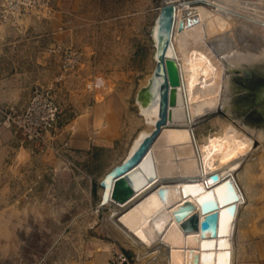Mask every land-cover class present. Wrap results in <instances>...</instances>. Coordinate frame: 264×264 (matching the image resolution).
Segmentation results:
<instances>
[{
    "label": "rangeland",
    "instance_id": "rangeland-1",
    "mask_svg": "<svg viewBox=\"0 0 264 264\" xmlns=\"http://www.w3.org/2000/svg\"><path fill=\"white\" fill-rule=\"evenodd\" d=\"M163 2L0 0V264H113L115 251L146 264L98 205L106 174L148 127L137 95L156 65ZM52 109L57 119L45 122ZM86 109L97 120L78 129Z\"/></svg>",
    "mask_w": 264,
    "mask_h": 264
},
{
    "label": "bare ground",
    "instance_id": "bare-ground-1",
    "mask_svg": "<svg viewBox=\"0 0 264 264\" xmlns=\"http://www.w3.org/2000/svg\"><path fill=\"white\" fill-rule=\"evenodd\" d=\"M164 1L177 6L175 52L167 54L176 55L182 81L172 119L151 145L157 178L120 200L105 194L111 178L105 176L98 206H107L105 228L146 264H235L236 233L241 217L252 214L264 143L221 106L228 71L222 55L238 47L264 50V0ZM189 17L198 21L188 25ZM162 114L158 104L146 112L148 127L124 166L137 159L142 136ZM186 200L196 205L199 229H185L175 215Z\"/></svg>",
    "mask_w": 264,
    "mask_h": 264
},
{
    "label": "water",
    "instance_id": "water-1",
    "mask_svg": "<svg viewBox=\"0 0 264 264\" xmlns=\"http://www.w3.org/2000/svg\"><path fill=\"white\" fill-rule=\"evenodd\" d=\"M197 21L198 18L189 17L188 25ZM185 25L186 22L181 20L178 28L182 30ZM176 27L177 6L164 1L151 31L156 65L148 83L137 95L142 116L146 117V112L156 104L163 114L154 129L142 136L137 148L139 156L134 163L128 166L122 163L106 174V177L111 176L105 191L107 196L125 200L138 185L157 178L151 145L163 125L172 119L170 107L177 104V85L182 81L176 55L167 54L169 50L175 52L173 37ZM222 56L228 61V71L221 106L264 143V50L249 51L238 47ZM220 181L218 173L211 174V184ZM184 195H189L185 189ZM195 209L196 205L186 200L175 211L177 219L187 230L199 229L200 218L199 214L193 213Z\"/></svg>",
    "mask_w": 264,
    "mask_h": 264
},
{
    "label": "crops",
    "instance_id": "crops-1",
    "mask_svg": "<svg viewBox=\"0 0 264 264\" xmlns=\"http://www.w3.org/2000/svg\"><path fill=\"white\" fill-rule=\"evenodd\" d=\"M126 102L127 95L121 94ZM126 105V104H125ZM110 116L116 111L107 110ZM86 113L78 120L76 128L91 127V121L96 122V110L86 109ZM103 197V194H102ZM258 203L252 204V214L242 216L243 224H239L236 233L235 264H264V212H255Z\"/></svg>",
    "mask_w": 264,
    "mask_h": 264
},
{
    "label": "built area",
    "instance_id": "built-area-1",
    "mask_svg": "<svg viewBox=\"0 0 264 264\" xmlns=\"http://www.w3.org/2000/svg\"><path fill=\"white\" fill-rule=\"evenodd\" d=\"M10 3H16V5L14 6H19V2L21 0H8ZM28 0H23V3H26ZM30 113L33 111V107H30ZM57 119V112H56V109H52V111L50 110V114H49V117L47 119H43L45 122H48V123H52L54 122L55 120ZM43 120L39 121L40 122H44ZM44 122V123H45ZM112 262L113 264H130V261L128 259V255L125 253V252H113L112 253Z\"/></svg>",
    "mask_w": 264,
    "mask_h": 264
},
{
    "label": "snow or ice",
    "instance_id": "snow-or-ice-1",
    "mask_svg": "<svg viewBox=\"0 0 264 264\" xmlns=\"http://www.w3.org/2000/svg\"><path fill=\"white\" fill-rule=\"evenodd\" d=\"M209 199H211V198H209Z\"/></svg>",
    "mask_w": 264,
    "mask_h": 264
}]
</instances>
